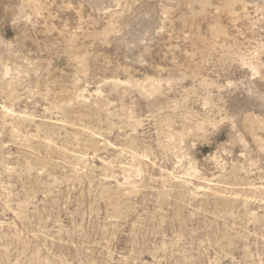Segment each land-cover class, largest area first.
I'll return each mask as SVG.
<instances>
[{"label": "rangeland", "instance_id": "374dc122", "mask_svg": "<svg viewBox=\"0 0 264 264\" xmlns=\"http://www.w3.org/2000/svg\"><path fill=\"white\" fill-rule=\"evenodd\" d=\"M0 264H264V0H0Z\"/></svg>", "mask_w": 264, "mask_h": 264}]
</instances>
